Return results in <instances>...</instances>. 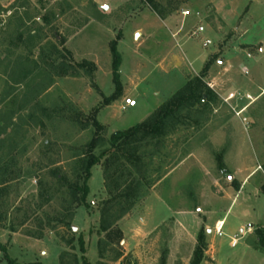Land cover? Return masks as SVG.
<instances>
[{
    "label": "rangeland",
    "instance_id": "374dc122",
    "mask_svg": "<svg viewBox=\"0 0 264 264\" xmlns=\"http://www.w3.org/2000/svg\"><path fill=\"white\" fill-rule=\"evenodd\" d=\"M200 25L204 31L195 36ZM32 29L38 32L28 40ZM112 42L120 55L117 81ZM61 54L75 69L81 61L94 69L53 76L51 63ZM199 75L221 96L214 92L216 103L197 124L165 140L170 147L155 155L151 168L161 163L166 172L184 154L183 170L142 187L116 223L120 235L109 237L110 230L99 228V212L113 193L105 188L103 166L95 165L88 207L65 217L68 224L58 221L71 198L54 171L75 179L72 167L95 131L87 116L116 97L97 121L125 122ZM263 90L264 0H183L163 19L139 0H0V264H9L6 257L16 264H82L79 237L90 264H190L199 233V264H264L261 250L246 247L264 227ZM256 95L244 111V128L230 106L241 108ZM126 98L136 106L119 109ZM244 180L225 219L223 232L230 228L238 238L230 247L225 233L214 234V217H223ZM247 223L251 232L241 236Z\"/></svg>",
    "mask_w": 264,
    "mask_h": 264
},
{
    "label": "trees",
    "instance_id": "16d2710c",
    "mask_svg": "<svg viewBox=\"0 0 264 264\" xmlns=\"http://www.w3.org/2000/svg\"><path fill=\"white\" fill-rule=\"evenodd\" d=\"M139 1L161 19L177 10L179 4L183 2V0H165L163 4L160 0ZM26 16H28V11H26ZM40 18L46 20L44 14H41ZM37 32L35 29L28 31V40L34 39ZM110 51L113 80L117 81L119 78L120 55L116 50L115 42L110 44ZM76 66L89 69V71L94 69V65L87 61L76 63ZM51 67L54 71L53 76L59 77L67 75L68 70L76 72L77 69V67L76 69L73 67L71 61L67 63L66 56L62 54L59 56L58 63H51ZM56 68L57 71H55ZM116 99V97L107 98L103 103L108 105ZM216 101L217 96L203 81V75L189 78L143 121L127 129L113 132L107 140L103 138L104 127L97 121V109H95L94 113L87 116L89 124L95 129L92 139L85 145L79 160L72 167L75 179L67 180L65 177H61L59 171H54V176L58 178V181L67 184V191L71 198L66 210L67 215L58 218V221L68 224L65 222V217L70 220L76 208L80 206L88 207L86 197L89 192L88 180L91 177V168L101 164L104 169L105 188L108 187L109 192L113 195L104 201L100 209L99 228L101 232H109L110 230L109 237L113 233L120 235L116 223L133 208L135 200L140 195L141 188L150 187L151 184L154 185L171 169L162 172L161 163L155 169H151L153 168L155 155L158 154L157 156L160 158L159 152L163 150L165 140L175 134L178 128L182 126L190 128V124H197V117L210 111L211 104L216 103ZM105 143L107 148L95 155L94 149ZM154 172L156 175L151 177L149 174ZM254 234L253 246L264 253V227L258 226ZM197 242L190 264H199L202 259V246L204 244L202 233L198 234ZM101 243L102 240H99L98 245ZM78 244L82 253V264H90L85 258L84 241L81 237L78 238ZM2 250L5 252V248L2 247ZM6 259L9 264H16L7 257Z\"/></svg>",
    "mask_w": 264,
    "mask_h": 264
},
{
    "label": "crops",
    "instance_id": "0c3cea01",
    "mask_svg": "<svg viewBox=\"0 0 264 264\" xmlns=\"http://www.w3.org/2000/svg\"><path fill=\"white\" fill-rule=\"evenodd\" d=\"M138 30H141V28H137ZM261 50V49H260ZM184 81H186V80H184ZM185 83V82H184ZM179 88V87H178ZM178 88H174L173 90H170L169 92H167L164 96H163V98H161L156 104H154L147 112H145V113H143V114H139V115H135L134 117H132V118H128L125 122H122V121H118L117 123H109V122H101V121H99L102 125H104L106 128H107V132H108V135H110V134H112L113 132H115V131H119V130H124V129H127V128H129V127H131V126H133V125H135V124H137V123H139V122H141V121H143L147 116H149L160 104H162L167 98H169ZM213 92H215L214 90H212ZM264 91V90H263ZM262 91V92H263ZM261 92V93H262ZM216 94H218L219 96H221L220 94H219V92L217 93V92H215ZM260 93V94H261ZM256 97H257V95L253 98V99H256ZM222 98V97H221ZM223 99V98H222ZM114 103V102H113ZM113 103H111V104H108V105H105L103 108H101L100 109V111L98 112V115H97V118L98 117H100L101 115H102V113H104V111L108 108V109H110V108H112V107H114V104ZM124 106V108H123V110H125L128 106H125L124 105V101H119V105L117 106L119 109H121L122 110V107ZM136 106V105H135ZM183 128V129H182ZM185 131H187V129H185L184 130V127L182 126V127H180V128H178V130H177V132H176V134L175 135H173L174 137H173V140H175L176 138H177V136L178 137H180L181 135H180V133H182V132H185ZM180 136H179V135ZM172 137V135L171 136H169L168 137V139L169 138H171ZM180 140H181V138H180ZM179 140V141H180ZM181 142H182V145H184V143H185V140H184V138H182V140H181ZM170 146L169 145H166V143H164V146H163V148H165V150L166 149H168ZM181 147H179V149H180ZM186 161H187V158H186V156L183 154V156L182 157H180L177 161H174L175 162V165L164 175L165 177L166 176H169V175H171V174H174L175 172H179V171H181V170H183V166H184V164L186 163ZM247 182V181H246ZM246 187V183H245V180H244V183H243V185L241 186V188H240V190L235 194V196H233V197H231L230 198V201H229V203H228V205L225 207L226 209H224V211H223V217H214V223L216 222V221H218V220H224V228H225V224H226V216H227V214H228V212H229V210H230V208H231V206L234 204V203H236L235 202V200L237 199V195L241 192H243L244 191V188ZM251 193L252 194H254V196H259V195H257L254 191H251ZM262 197H263V195H261ZM228 202V201H227ZM167 208V207H166ZM168 209V208H167ZM169 210V209H168ZM170 211V210H169ZM247 224H249V223H247ZM246 224V225H247ZM257 224H259V223H257ZM261 224V223H260ZM251 225V224H250ZM244 226H240V228H239V231H240V229L241 228H243ZM224 228H223V231H224ZM228 230H229V232H227V233H225V235L224 236H226L227 237V239H230V237H232V235L230 234L231 233V229L230 228H228ZM249 232H251V230L250 231H248V232H246L245 234H247L248 235V233ZM246 247L248 248V249H252V250H255V251H259V250H257V248H255L254 246H253V244L250 242V244H248V243H246ZM260 252V251H259ZM216 253H217V250H216Z\"/></svg>",
    "mask_w": 264,
    "mask_h": 264
},
{
    "label": "built area",
    "instance_id": "2783aa9c",
    "mask_svg": "<svg viewBox=\"0 0 264 264\" xmlns=\"http://www.w3.org/2000/svg\"><path fill=\"white\" fill-rule=\"evenodd\" d=\"M192 14V13H191ZM196 14V16H198V13H194ZM181 15L186 17V16H189L190 15V11L189 10H181ZM204 31V27L203 26H197L195 32H194V35H198L200 33H202ZM209 44H211V41L210 39L208 38H205L202 40V45L204 47L208 46ZM207 86L212 89V87L207 84ZM225 101V99H223ZM255 99H251L250 102L248 104H245L244 106H242L241 108H234L232 106H230L226 101L227 105L231 107L232 111H233V114L234 116L240 121V123L243 125L244 128H247L248 127V120H247V117L244 115V111L246 110L247 107H249V104L251 105L252 102L254 101ZM136 104V102L133 100V99H130V98H126L124 99V105L125 106H128V107H134ZM223 228H224V220H218L214 223V226H213V230H214V234L218 237H221L224 235V232H223ZM251 230V225L250 224H247L245 227L241 228L240 229V234L241 236L250 231ZM238 244V238L235 237V236H232L230 237L229 239V245L230 247H235L236 245Z\"/></svg>",
    "mask_w": 264,
    "mask_h": 264
},
{
    "label": "water",
    "instance_id": "95a60500",
    "mask_svg": "<svg viewBox=\"0 0 264 264\" xmlns=\"http://www.w3.org/2000/svg\"><path fill=\"white\" fill-rule=\"evenodd\" d=\"M106 8V7H105Z\"/></svg>",
    "mask_w": 264,
    "mask_h": 264
}]
</instances>
